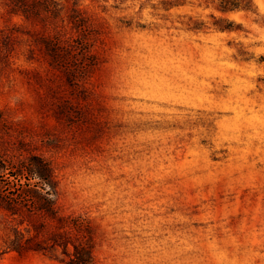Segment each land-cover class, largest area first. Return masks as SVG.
<instances>
[{
	"label": "rangeland",
	"instance_id": "obj_1",
	"mask_svg": "<svg viewBox=\"0 0 264 264\" xmlns=\"http://www.w3.org/2000/svg\"><path fill=\"white\" fill-rule=\"evenodd\" d=\"M160 2L79 0L95 64L72 81L42 43L54 26L0 0V155L46 160L56 187L54 214L0 206V264H74L75 246L91 264H264V0Z\"/></svg>",
	"mask_w": 264,
	"mask_h": 264
},
{
	"label": "trees",
	"instance_id": "obj_2",
	"mask_svg": "<svg viewBox=\"0 0 264 264\" xmlns=\"http://www.w3.org/2000/svg\"><path fill=\"white\" fill-rule=\"evenodd\" d=\"M72 1L70 12L66 15L60 6L59 0H36L31 5L26 0H13L11 11L24 13L27 18L42 19L45 24L54 26L53 36L42 39L52 65L65 68L72 81L84 77L89 66L94 65L95 58L91 54L92 41L96 37L91 30L92 24L87 12L79 7V0ZM150 1V0H147ZM217 5L224 14L240 10L255 11V0H207ZM163 8L170 10L179 5V0H161ZM39 19V20H40ZM226 20V19H225ZM71 23L77 33H70L65 25ZM222 30L232 29V21L219 26ZM88 56L90 58L85 59ZM71 57V60H70ZM74 59V60H73ZM84 60V61H83ZM0 155V178L13 175L20 182L18 193L2 194L0 192V206L12 211L19 206L27 207L30 212H48L54 214V194L56 187L52 178V169L49 163L38 157L22 159L13 165L6 164ZM9 170V172H6ZM35 179L34 182L31 180ZM25 180V182H24ZM74 264H91L92 254L89 246H75Z\"/></svg>",
	"mask_w": 264,
	"mask_h": 264
}]
</instances>
